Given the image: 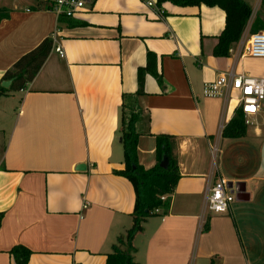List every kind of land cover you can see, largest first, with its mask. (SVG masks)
Masks as SVG:
<instances>
[{"label":"crops","instance_id":"crops-1","mask_svg":"<svg viewBox=\"0 0 264 264\" xmlns=\"http://www.w3.org/2000/svg\"><path fill=\"white\" fill-rule=\"evenodd\" d=\"M148 1L95 0L66 19L52 0H0L10 13L0 24V85L24 83L0 98V264H16V246L32 252L29 264H106L133 226L134 188L115 174L124 110L139 116L140 164L156 165L155 137L168 134L181 174L169 212L134 238V263L264 264V105L245 137L225 139L220 127L240 94L204 95L231 70L264 78V59L244 52L263 0H245L254 15L229 58L214 56L222 9L165 3L163 16ZM149 52L164 84L147 75L138 95ZM220 178L238 185L236 201L229 213L205 212Z\"/></svg>","mask_w":264,"mask_h":264},{"label":"trees","instance_id":"trees-1","mask_svg":"<svg viewBox=\"0 0 264 264\" xmlns=\"http://www.w3.org/2000/svg\"><path fill=\"white\" fill-rule=\"evenodd\" d=\"M170 3L178 7L220 8L226 14V26L218 37V44L214 49L217 58H229L234 44L240 42L251 21L254 10L245 0H157V7ZM160 10V8L158 9ZM165 12L160 10V13ZM8 10L0 9V24L8 20ZM253 34L264 32V0L261 9L251 26ZM157 55L151 52L147 55V65L137 71L138 95L144 93V83L147 75L156 78L159 84H164V78L157 72ZM21 80L22 77L19 76ZM24 86L22 81L13 88H4L0 85V98L8 95L12 89ZM139 116L136 112L124 110L122 112V145L124 150V168L115 171V174L126 178L132 184L135 192V207L133 212V226L127 231L126 237H120L114 245L112 253L107 257L106 264H135L133 253L134 238L144 230V224L159 213L167 214L171 208L172 196L181 179L178 161V143L176 137L168 134L157 135L156 138V165L145 169L139 162L138 144L140 134L136 125ZM248 124L244 113L237 109L235 117L224 127L222 137L225 139H240L246 136ZM164 159L168 160L166 169L161 167ZM165 198V200L163 199ZM4 213L0 212V228ZM11 254L16 264H29L32 252L24 246H16ZM215 264V263H212Z\"/></svg>","mask_w":264,"mask_h":264},{"label":"built area","instance_id":"built-area-1","mask_svg":"<svg viewBox=\"0 0 264 264\" xmlns=\"http://www.w3.org/2000/svg\"><path fill=\"white\" fill-rule=\"evenodd\" d=\"M94 2L95 0H52V11L58 18L74 19ZM147 4L150 7H156V4L150 0ZM157 13L163 14L158 9ZM56 51L64 57L61 47L56 48ZM244 52L252 58L264 59V32L252 34L244 45ZM231 91L239 92L238 109L242 110L249 124L250 119L258 116L264 105V78L236 74L234 70H231L222 74L215 82L206 85L204 95L208 98H217L224 92ZM223 129L222 125L220 131L223 132ZM238 193V185L225 178H220L207 188L204 211L214 214L229 213Z\"/></svg>","mask_w":264,"mask_h":264},{"label":"water","instance_id":"water-1","mask_svg":"<svg viewBox=\"0 0 264 264\" xmlns=\"http://www.w3.org/2000/svg\"><path fill=\"white\" fill-rule=\"evenodd\" d=\"M9 86H10V83H8V82H6L2 85V87L7 88V89L9 88ZM161 167L164 169H166L168 167V160L167 159H164V161L161 163Z\"/></svg>","mask_w":264,"mask_h":264},{"label":"rangeland","instance_id":"rangeland-1","mask_svg":"<svg viewBox=\"0 0 264 264\" xmlns=\"http://www.w3.org/2000/svg\"><path fill=\"white\" fill-rule=\"evenodd\" d=\"M3 101L5 102L7 100H3ZM10 105H12V107L16 108L19 105V96L16 99L12 100L11 103H10ZM126 234H127V232L124 234V236L122 235L120 237H126Z\"/></svg>","mask_w":264,"mask_h":264}]
</instances>
